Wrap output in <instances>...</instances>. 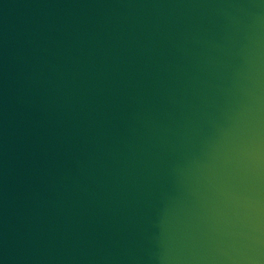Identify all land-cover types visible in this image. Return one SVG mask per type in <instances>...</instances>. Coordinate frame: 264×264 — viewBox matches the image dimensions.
<instances>
[{
	"label": "water",
	"instance_id": "95a60500",
	"mask_svg": "<svg viewBox=\"0 0 264 264\" xmlns=\"http://www.w3.org/2000/svg\"><path fill=\"white\" fill-rule=\"evenodd\" d=\"M6 264H264V0H0Z\"/></svg>",
	"mask_w": 264,
	"mask_h": 264
},
{
	"label": "clouds",
	"instance_id": "9594fccd",
	"mask_svg": "<svg viewBox=\"0 0 264 264\" xmlns=\"http://www.w3.org/2000/svg\"><path fill=\"white\" fill-rule=\"evenodd\" d=\"M0 264H6V261L4 258H0ZM255 264H259L258 258L256 259Z\"/></svg>",
	"mask_w": 264,
	"mask_h": 264
}]
</instances>
